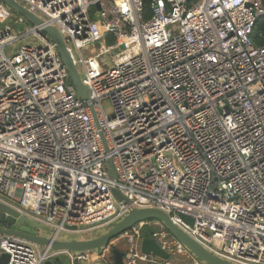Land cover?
<instances>
[{
    "label": "built area",
    "instance_id": "obj_1",
    "mask_svg": "<svg viewBox=\"0 0 264 264\" xmlns=\"http://www.w3.org/2000/svg\"><path fill=\"white\" fill-rule=\"evenodd\" d=\"M15 1L42 24L0 0V203L54 239L154 208L214 255L264 264L262 0H153L149 18L144 0ZM47 27L62 35L89 99ZM154 221L163 230L151 239L170 259L142 253L144 221L120 237L123 264H178L176 255L203 264ZM4 254L44 264L62 253L0 235Z\"/></svg>",
    "mask_w": 264,
    "mask_h": 264
},
{
    "label": "water",
    "instance_id": "obj_2",
    "mask_svg": "<svg viewBox=\"0 0 264 264\" xmlns=\"http://www.w3.org/2000/svg\"><path fill=\"white\" fill-rule=\"evenodd\" d=\"M1 1L16 13L24 16L31 24H42L40 18L23 8L15 0ZM45 32L57 44L62 61L69 73L70 81L77 90L80 98L85 100L89 99V90L81 81L79 72L65 45L62 35L55 27H47ZM108 168L110 177L117 179V173L112 161L108 162ZM113 194L118 200L128 203V200L124 199L117 189L113 190ZM181 217L192 225V219L186 216ZM151 220L162 222L171 235L185 246L199 262L203 264H234L209 252L179 227L174 225L167 213L158 209L134 208L123 219L104 230L83 235L68 234L60 237V239H54L51 237V228L22 216L18 211L0 203V235L21 238L38 245L43 250H49L55 253H71L90 257L88 260L82 261L81 264H123L126 257V246L120 239L121 235L137 224ZM74 230L76 229L74 228ZM116 240L118 243L115 242ZM141 251L146 255H152L162 260L170 259L169 254L164 252L157 242L151 238L143 239ZM9 258V255H2L0 257V264H8Z\"/></svg>",
    "mask_w": 264,
    "mask_h": 264
},
{
    "label": "trees",
    "instance_id": "obj_3",
    "mask_svg": "<svg viewBox=\"0 0 264 264\" xmlns=\"http://www.w3.org/2000/svg\"><path fill=\"white\" fill-rule=\"evenodd\" d=\"M153 0H144V9H145V15L147 18H149L151 16V4H152ZM263 2V6H264V0H262ZM262 26L263 28L260 29L263 34H264V17L259 21L258 23V27ZM255 45L256 46H261L264 47V38L259 40H255ZM144 238H152V233L150 231H145L143 234ZM44 264H65L62 260H60V258L57 256L47 262H45ZM77 264V263H75ZM142 264H147V263H142Z\"/></svg>",
    "mask_w": 264,
    "mask_h": 264
},
{
    "label": "rangeland",
    "instance_id": "obj_4",
    "mask_svg": "<svg viewBox=\"0 0 264 264\" xmlns=\"http://www.w3.org/2000/svg\"><path fill=\"white\" fill-rule=\"evenodd\" d=\"M107 45L108 46L111 45L110 39H107ZM95 49L96 50H99L100 49V44H96ZM104 107H105V109H106V111L108 113L111 112V106H110V104H109L108 101H105L104 102ZM144 230L146 231V229H144ZM162 230H163V228H160V227H158V226L155 225V221L154 220H152V221L149 222L148 230L147 231H150L151 233H156V232H159V231H162ZM145 231H143L142 236H143V234H144ZM115 242L118 243L117 240ZM123 243L125 244L126 248H128L127 243L125 241H123ZM172 260L173 261H176L178 264H191L192 263L190 260H188V259H186V258H184V257H182L180 255L173 256L172 257Z\"/></svg>",
    "mask_w": 264,
    "mask_h": 264
},
{
    "label": "crops",
    "instance_id": "obj_5",
    "mask_svg": "<svg viewBox=\"0 0 264 264\" xmlns=\"http://www.w3.org/2000/svg\"><path fill=\"white\" fill-rule=\"evenodd\" d=\"M65 264H75L67 254H61L58 256Z\"/></svg>",
    "mask_w": 264,
    "mask_h": 264
}]
</instances>
